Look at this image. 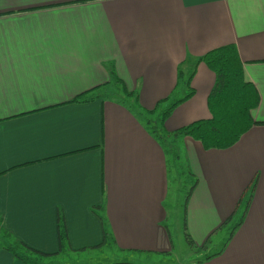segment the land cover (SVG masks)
<instances>
[{
	"label": "crops",
	"instance_id": "1",
	"mask_svg": "<svg viewBox=\"0 0 264 264\" xmlns=\"http://www.w3.org/2000/svg\"><path fill=\"white\" fill-rule=\"evenodd\" d=\"M226 45L235 46L258 94L250 115L259 125L226 150L177 139L197 180L186 230L197 250L223 231L228 237L223 224L256 177L242 224L220 255L201 264H264V0H0L2 227L27 247L55 254L61 212L70 248L87 250L103 243L92 212L102 208L120 259L99 264H183L166 225L161 145L113 101L71 102L108 83L113 67L151 111L173 92L186 57ZM214 80L197 66L194 95L174 109L165 132L210 118ZM0 264L22 263L0 251Z\"/></svg>",
	"mask_w": 264,
	"mask_h": 264
},
{
	"label": "trees",
	"instance_id": "2",
	"mask_svg": "<svg viewBox=\"0 0 264 264\" xmlns=\"http://www.w3.org/2000/svg\"><path fill=\"white\" fill-rule=\"evenodd\" d=\"M200 64H203L211 71L215 78L214 85L206 100L210 118L193 122L171 133L165 132L163 125L174 109L193 97L194 91L191 88V81L195 75L197 66ZM108 74V83L80 95L71 103H85L103 98L125 107L143 124L152 138L161 145L165 153L173 154L175 163L182 160V152L175 144L179 138H191L199 142L206 151L212 149L226 150L233 147L253 126L259 125L252 121L250 115L251 111L257 107L259 97L254 86L244 79L243 63L240 61L234 45H226L212 49L199 58L190 59L186 57L177 66L176 84L173 92L166 99L159 101L151 111H146L140 107L138 95L127 91L122 81L115 75L113 67L109 68ZM180 89H184L185 93L181 98H177L176 93ZM154 116H156L154 120L149 119ZM187 172L192 183L186 194L184 207V238L187 245L192 250H195V246L187 234L185 216L186 205L197 185V180L191 174L189 168ZM256 182L257 178L255 177L239 200L233 215L223 224V227H225L232 224L233 220H235V225L230 228L228 240L242 224ZM240 207V217H236V221V218L233 219V217L234 215H238L237 212ZM102 211V208L92 209V212L97 214L103 225V243L101 245L110 244L111 241L112 243L110 245H113V240L105 227L104 221L98 215V212ZM56 226L59 250L55 254H44L16 240L10 232L2 227V219L0 217V251H6L12 255L14 260L20 261L22 264H50L51 258L69 249L67 231L61 212L57 214ZM208 243L209 241L200 250H204ZM225 246L226 244L218 253L210 255L204 258V260H210L220 255ZM197 264H201V260Z\"/></svg>",
	"mask_w": 264,
	"mask_h": 264
},
{
	"label": "rangeland",
	"instance_id": "3",
	"mask_svg": "<svg viewBox=\"0 0 264 264\" xmlns=\"http://www.w3.org/2000/svg\"><path fill=\"white\" fill-rule=\"evenodd\" d=\"M177 98L182 96L176 93ZM156 116L149 118L154 120ZM177 146V143H175ZM166 167L168 172V196L165 202L167 209L166 225L171 235V240L174 248V255L179 257L184 263L189 264L190 260H203L204 258L218 253L227 243L228 237L225 232L216 235L211 242L207 244L204 250H192L186 243L184 238V207L186 194L191 187L192 180L189 176L187 164L182 154V160L175 163L172 153H165ZM237 220V219H236ZM235 225V220L229 224ZM221 229V230H222ZM112 241L110 242V244ZM103 244L95 246L87 250H72L69 249L61 252L56 257L50 259V264H99V263H115L120 257L115 256L116 251L113 245ZM59 250V247H58Z\"/></svg>",
	"mask_w": 264,
	"mask_h": 264
}]
</instances>
